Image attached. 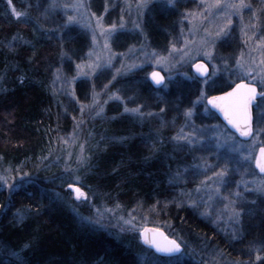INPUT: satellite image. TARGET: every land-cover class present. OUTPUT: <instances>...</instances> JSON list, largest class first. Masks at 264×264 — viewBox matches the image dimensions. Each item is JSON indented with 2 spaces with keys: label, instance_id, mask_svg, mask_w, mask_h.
Here are the masks:
<instances>
[{
  "label": "trees",
  "instance_id": "obj_1",
  "mask_svg": "<svg viewBox=\"0 0 264 264\" xmlns=\"http://www.w3.org/2000/svg\"><path fill=\"white\" fill-rule=\"evenodd\" d=\"M259 2L252 0L251 6L260 9ZM108 4L113 3L92 1L96 13ZM53 7L52 0H0V184L22 179L0 189V264H264L259 200L241 205L238 238L177 200L202 175L192 163L203 150L173 140L202 80L179 79L163 91L141 72L117 77L110 90L125 103L111 101L102 115L84 123V165L78 180L66 174L62 157L78 125L77 105H88L93 93L104 94L111 77L77 81L71 98L60 94L59 81L76 79L91 40ZM118 9L112 7L111 14ZM187 9L182 1L172 7L152 3L142 23L148 46L167 51ZM258 13L264 27V7ZM121 38L115 46L122 50ZM238 51L233 36L218 43L216 57L231 67ZM235 84L217 78L206 89L209 96L219 95ZM125 105L139 112H126ZM210 112L209 121L221 123ZM194 118L198 126L205 123L202 114ZM72 182L86 192L89 203L72 200L66 189ZM94 213L106 215L110 227L96 223ZM130 215L138 227L163 230L182 251L159 255L141 243L138 231L116 226Z\"/></svg>",
  "mask_w": 264,
  "mask_h": 264
},
{
  "label": "rangeland",
  "instance_id": "obj_2",
  "mask_svg": "<svg viewBox=\"0 0 264 264\" xmlns=\"http://www.w3.org/2000/svg\"><path fill=\"white\" fill-rule=\"evenodd\" d=\"M52 1L53 9L64 14L67 24L84 30L91 40L90 51L77 66L76 79L59 81L57 86L60 94L71 98L77 81H89L99 74L111 77L104 85V94L102 91L93 93L88 105H77L78 125L68 138L69 151L62 157L66 174L71 175L72 180H78L84 165V123L92 115H102L104 107L111 101L125 103L121 94L110 90L117 77L141 72L153 86L150 77L153 72L160 71L165 78L160 87L163 91L169 90L172 83L179 79L197 78L202 80L198 97L185 116V125L174 134L173 140L175 144L187 146L191 150H203L197 152L198 160L192 163L202 175L199 179L195 178L191 189L181 193L177 200L199 210L204 218L210 219L214 225L222 226L234 238L241 236L242 232V204L254 205L259 200L262 204L259 216L264 218V176L254 166L260 147H264V98L253 109L256 125L253 123L251 135L243 137L228 128L218 115L221 123L209 121L211 112L207 106L209 95L206 89L217 78L233 84H254L264 89V27L258 13L264 7V0L258 3L260 9L251 6L252 0H244L246 6L243 8L229 7L238 5L240 0H219V4L217 0H111L113 4L104 5L100 13L93 9V0ZM179 1L188 3L189 9L185 12L176 41L165 52L152 49L142 29L148 7L152 3L172 7ZM114 4L119 9L111 14ZM119 34L123 37L119 44H126L122 50L115 46ZM233 36L238 39L239 51L234 64L229 67L226 61L216 57V47L221 41ZM125 39L129 42H123ZM200 63L208 70L202 79L195 72V67ZM125 111L136 114L139 108L126 107ZM201 114L205 123L198 126L193 121L194 117H200ZM21 181L20 178L3 181L0 189H11ZM72 185L77 187L66 188L72 200L79 204L89 203L87 194L77 193V188L82 189L81 186L73 182ZM83 193L86 192L83 190ZM92 219L107 227H110L108 222H112L106 215L97 213L92 215ZM134 220L137 219L130 215L126 223L116 226L122 230H136L140 237L146 226L138 227Z\"/></svg>",
  "mask_w": 264,
  "mask_h": 264
},
{
  "label": "snow or ice",
  "instance_id": "obj_3",
  "mask_svg": "<svg viewBox=\"0 0 264 264\" xmlns=\"http://www.w3.org/2000/svg\"><path fill=\"white\" fill-rule=\"evenodd\" d=\"M217 4H219V0H217ZM244 0H240V3L230 5L229 7L233 8H243L245 7ZM17 16H20L21 13L17 11ZM71 19V18H70ZM99 19V18H98ZM154 76H159L158 73H153ZM162 79V77H160ZM159 82V80H158ZM257 95V89L255 85H249L246 83L241 82L238 84L236 88H234L230 92L223 93L221 96H214L211 98L212 103L217 107H220L223 111L225 116L228 117L229 121L240 130L243 135H251V103L255 100ZM261 96L264 97V93H261ZM138 111V109H136ZM191 111V110H189ZM259 164L261 170H264V148L260 150V158L256 161ZM79 179V177H77ZM72 187H77L73 185ZM78 194H84L83 189L77 188ZM160 231V230H157ZM149 230L145 229V239H149L148 236ZM160 235L163 237V241L157 239H150V243H154L156 247L163 252H175L178 251L181 245L167 237L166 234H163L160 231ZM259 256V254H258Z\"/></svg>",
  "mask_w": 264,
  "mask_h": 264
},
{
  "label": "water",
  "instance_id": "obj_4",
  "mask_svg": "<svg viewBox=\"0 0 264 264\" xmlns=\"http://www.w3.org/2000/svg\"><path fill=\"white\" fill-rule=\"evenodd\" d=\"M195 72L198 73L199 77L203 78L204 76H206L208 74V70L206 68V66L202 63L198 64L197 67H195ZM153 73H158L159 76H154L153 74L151 75L150 77V81L152 82L153 86L155 88H160L164 82H165V78L163 76V74L160 72V71H155ZM160 77H162V79H160ZM159 80V82H158ZM245 83V82H243ZM238 84H241V83H238ZM236 84L231 90H229L228 92L232 91L234 88H236V86L238 85ZM247 84V83H246ZM249 85H253V84H249ZM256 89H257V95H256V98L255 100L252 101L251 103V129H252V126H253V107L256 106V104L258 103V100L260 98H262L261 96V93L259 92V89L258 87L255 85ZM226 93V92H225ZM222 94H219V95H214V96H221ZM214 96H210L208 99H207V105L208 107L216 112L221 118L222 120L228 125V127L230 129H232L233 131L237 132L238 134H240L241 136L243 137H249L250 135H243L240 130L238 128H236L228 119L227 116H225L224 114V111L220 108V107H217L216 105H214L212 103V100L211 98L214 97ZM264 148V147H260L259 151H258V154L256 156V161L260 158V150ZM255 161V169L261 174V175H264V170H261L259 164H257V162ZM74 188V187H72ZM145 229L149 230L148 232V236H149V239H145ZM157 230H160L162 231L163 234H166L163 230L159 229V228H156V227H150V226H146L145 228H143V230L141 231L140 233V239L142 241V243L148 247V248H151L153 249L157 254L159 255H164V256H173V255H177L179 254L181 251H182V246L180 247V249L178 251H175V252H163V251H160L156 245L154 243H150L149 240L150 239H157V240H160L161 242L163 241V237L160 235V231H157ZM167 237H169L167 234H166ZM171 238V237H170ZM172 239V238H171ZM174 240V239H173ZM176 241V240H175Z\"/></svg>",
  "mask_w": 264,
  "mask_h": 264
},
{
  "label": "bare ground",
  "instance_id": "obj_5",
  "mask_svg": "<svg viewBox=\"0 0 264 264\" xmlns=\"http://www.w3.org/2000/svg\"><path fill=\"white\" fill-rule=\"evenodd\" d=\"M71 185H72V184H71ZM71 185H70V187L72 188L73 185H72V186H71ZM141 243H142V241H141ZM142 244H143V243H142Z\"/></svg>",
  "mask_w": 264,
  "mask_h": 264
}]
</instances>
